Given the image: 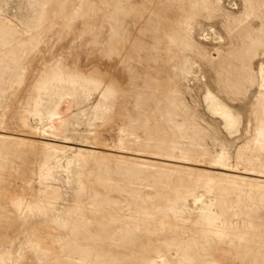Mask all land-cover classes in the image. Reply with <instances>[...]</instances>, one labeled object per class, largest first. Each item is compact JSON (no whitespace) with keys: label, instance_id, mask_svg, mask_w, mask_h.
<instances>
[{"label":"rangeland","instance_id":"rangeland-1","mask_svg":"<svg viewBox=\"0 0 264 264\" xmlns=\"http://www.w3.org/2000/svg\"><path fill=\"white\" fill-rule=\"evenodd\" d=\"M0 264H264V0H0Z\"/></svg>","mask_w":264,"mask_h":264},{"label":"bare ground","instance_id":"bare-ground-1","mask_svg":"<svg viewBox=\"0 0 264 264\" xmlns=\"http://www.w3.org/2000/svg\"><path fill=\"white\" fill-rule=\"evenodd\" d=\"M262 71H263V70H262ZM220 109H221V108H220ZM222 110H223V109H222ZM222 114H223V116H224L225 119H229V120H232V119H233L232 114H231L230 111L227 110V109H224Z\"/></svg>","mask_w":264,"mask_h":264}]
</instances>
